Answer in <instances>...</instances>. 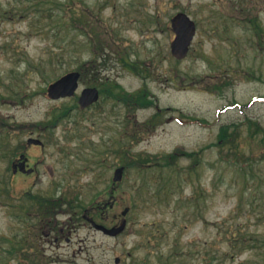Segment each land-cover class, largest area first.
<instances>
[{
    "label": "rangeland",
    "instance_id": "374dc122",
    "mask_svg": "<svg viewBox=\"0 0 264 264\" xmlns=\"http://www.w3.org/2000/svg\"><path fill=\"white\" fill-rule=\"evenodd\" d=\"M71 5L85 32L91 33L92 24L104 42L105 67L101 61L92 64L94 50L76 30L69 32L77 39L68 64L50 65L49 57L69 41L64 31L57 37L64 28L46 20L32 27L27 18H0V140L6 143L0 152V264H240L248 255L230 248L229 231L243 226L264 232V143L259 136L250 138L245 124L250 118L264 128V0H73ZM179 12L197 27L180 61L170 52V19ZM253 22L261 35L252 30ZM124 54L148 70L146 78L119 64ZM66 69L81 73L75 96L85 87L116 83L127 93L148 90L156 105L113 109L101 96L102 111L74 109L54 130H44L50 114L76 104L73 97L53 101L46 93ZM222 126L229 133L237 127L238 159L215 145ZM29 136L44 146L27 147ZM183 152L195 155L179 156L170 166L154 164ZM21 153L35 167L33 174H12L11 159ZM140 157L151 162L126 168ZM118 167L125 168L123 178L111 194L113 207L101 219L92 204L109 199ZM153 175L163 180L154 182ZM30 194L63 195L80 207L63 206L59 215L46 218ZM85 210L107 227L125 218L126 228L107 237L83 219Z\"/></svg>",
    "mask_w": 264,
    "mask_h": 264
},
{
    "label": "trees",
    "instance_id": "16d2710c",
    "mask_svg": "<svg viewBox=\"0 0 264 264\" xmlns=\"http://www.w3.org/2000/svg\"><path fill=\"white\" fill-rule=\"evenodd\" d=\"M64 4H62L59 0H9L7 4H2L0 2V18L6 19V20H12L15 18L23 19L27 18L29 20L30 25L36 26L39 24L40 20L41 23L45 24L46 21H51L52 23H56L60 25L64 29H59L56 34L57 37L60 36V32L64 31L65 35H68L69 41H65L64 38L62 40H59V43L63 45H59L58 51L55 53V55L52 57H49V64H57V66L62 67L64 64H68V58L70 57V52L72 54V48L75 47L76 44V37L71 36V30H76L77 32H80V35L82 34L85 36V42L87 44H90L93 48V54L94 57L92 59V64H96L98 61L102 62L103 67L106 66V59L104 57V52L106 50V46L103 44L99 38V36L95 33L94 27L92 24H90V27L92 28L91 33L85 32L84 29V21H82L80 18L75 16L73 6L71 5L73 0H64ZM50 6V7H49ZM68 10L69 15H62L59 14L60 10ZM65 12V11H62ZM77 23H82L83 26L75 29L73 28L74 25ZM252 30L257 35H261L262 29L259 27V25L256 22H253ZM66 27V28H65ZM44 28V27H43ZM61 41V42H60ZM71 49V50H70ZM118 62L121 66H123L126 70L143 76V78H146V76L149 74L147 69H144L143 65L140 62H137L135 60H132L131 57L122 55ZM55 67H52V70H55ZM69 70H65L67 73ZM106 89V97L112 98L113 101L116 103L118 102L121 104V106L129 108L130 110H136V109H147L154 107L155 101L151 98L150 93L146 89H142L135 93H127L123 90V88L118 84H110L105 85ZM74 109H78L77 106H70V107H64L62 110L56 113H52L49 115L48 119L45 121V123L42 124V127L44 130H54L57 126L60 125L65 119H68ZM98 111H102L98 108ZM158 114H155L157 116ZM193 122H198L200 124L206 125L208 124L205 121L198 120L196 118L191 119ZM245 124L247 125L248 129V136L250 138H254L255 136H259V141L261 143H264V128L257 122L250 118L245 119ZM5 139L2 138L0 140V152H5ZM217 147L221 149H229L231 152H233V155L235 158L238 159V154H241L239 152V143H238V132L237 127L232 133H229L227 126H222L219 131L218 136V142L215 144ZM61 151H63L62 148H60ZM16 154L13 151V156ZM195 155V153H187L183 152L182 154L173 153L168 155L165 158L164 163H157L155 162V166H170L174 159H176L179 156H186V157H192ZM4 154H0V158H3ZM150 159L148 157H144L140 159H136L130 162H127L125 164L127 167H133L141 169L142 166H145L147 162H149ZM197 158L194 160V166L197 164ZM151 162V161H150ZM153 181H161L162 176L159 175H153ZM163 180V179H162ZM159 190H157L156 195L159 197ZM5 191V190H4ZM2 192V190H0ZM171 195L170 192L166 191V194L164 196V200L167 201L168 197ZM30 200L32 202L39 204V210L42 216L46 218H51L54 216L59 215V212H57L58 209L62 208L63 206H66L69 209H75L76 207H80V204L74 205L77 200H68L63 195H59L56 197V194L51 196H37V195H29ZM99 205V204H98ZM94 210H96V214L99 212V208H97V204L93 202L92 204ZM92 208V209H93ZM240 208V207H239ZM69 212V211H66ZM241 213V212H240ZM259 217V216H256ZM229 234L232 238L231 241H229V246L236 255L241 256L245 253H247L248 257H246L243 261L240 262V264H264V232L260 231H253L250 232L249 229H246L245 227H238L235 226V228L231 231H229ZM11 253L13 251H10ZM235 255V256H236ZM234 256V257H235Z\"/></svg>",
    "mask_w": 264,
    "mask_h": 264
},
{
    "label": "water",
    "instance_id": "95a60500",
    "mask_svg": "<svg viewBox=\"0 0 264 264\" xmlns=\"http://www.w3.org/2000/svg\"><path fill=\"white\" fill-rule=\"evenodd\" d=\"M171 29L175 34L174 40L170 44L171 55L177 60H183L189 51L191 42L193 41L196 34V25L186 14L178 13L171 19ZM80 75L78 72H70L60 79L50 84L47 88V95L50 99L58 100L61 98H67L74 95L75 91L78 88V79ZM98 100V91L95 88L84 89L81 92L79 98V105L81 109L88 107ZM27 143L34 145H42V142L35 138H29ZM27 159L22 155L20 157V162L18 164H13V173H17L19 169L20 172L25 174H31L32 169L25 170V164ZM124 168H118L114 172L113 183L120 182L123 177ZM127 209L122 212V215L125 216ZM94 229L101 231L103 234L111 237H115L121 234L125 227L126 221L123 220L118 227L106 228L102 225L96 224L92 220H89ZM116 263L118 260L115 261Z\"/></svg>",
    "mask_w": 264,
    "mask_h": 264
},
{
    "label": "flooded vegetation",
    "instance_id": "af4514ba",
    "mask_svg": "<svg viewBox=\"0 0 264 264\" xmlns=\"http://www.w3.org/2000/svg\"><path fill=\"white\" fill-rule=\"evenodd\" d=\"M111 83H104L103 84V87H100L99 89L101 90V92H102V96L103 97H105L106 98V101H112L113 103H114V109H115V107H116V102L115 101H113L112 100V98H107L106 97V89H105V85H110ZM78 95H76V96H74L73 97V99H75V102L77 103V101H78ZM91 107H93V106H91ZM91 107H89V108H87V109H85L84 111H87L88 109H91ZM103 109V108H102ZM32 165H31V163H30V161L28 160V162H27V168H30ZM105 206V202L103 203V210H100V217H101V219L103 218V217H105V214H106V212H105V210H104V207Z\"/></svg>",
    "mask_w": 264,
    "mask_h": 264
}]
</instances>
